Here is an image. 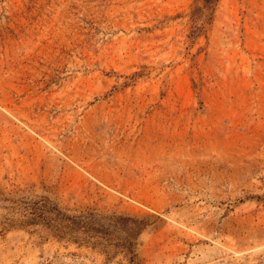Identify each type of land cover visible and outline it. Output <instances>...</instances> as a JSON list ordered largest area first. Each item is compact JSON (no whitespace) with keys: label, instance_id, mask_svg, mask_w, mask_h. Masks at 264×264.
I'll return each instance as SVG.
<instances>
[{"label":"rangeland","instance_id":"rangeland-1","mask_svg":"<svg viewBox=\"0 0 264 264\" xmlns=\"http://www.w3.org/2000/svg\"><path fill=\"white\" fill-rule=\"evenodd\" d=\"M0 191L146 224L0 264H264V0H0Z\"/></svg>","mask_w":264,"mask_h":264},{"label":"trees","instance_id":"trees-1","mask_svg":"<svg viewBox=\"0 0 264 264\" xmlns=\"http://www.w3.org/2000/svg\"><path fill=\"white\" fill-rule=\"evenodd\" d=\"M0 201L5 202L0 207L9 212L5 220L0 222L2 228L44 229L59 239L86 243L108 253L120 249L134 254L136 240L146 227L145 222L132 217L127 220H131L136 228L125 229L127 220L115 213L105 214L96 208H86L72 213L48 197L32 202L24 196H19L18 191L14 194L0 191Z\"/></svg>","mask_w":264,"mask_h":264}]
</instances>
